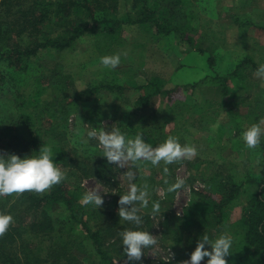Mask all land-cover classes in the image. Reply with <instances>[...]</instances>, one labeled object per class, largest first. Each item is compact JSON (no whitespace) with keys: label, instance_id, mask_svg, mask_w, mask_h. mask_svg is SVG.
<instances>
[{"label":"rangeland","instance_id":"1","mask_svg":"<svg viewBox=\"0 0 264 264\" xmlns=\"http://www.w3.org/2000/svg\"><path fill=\"white\" fill-rule=\"evenodd\" d=\"M118 1L120 15L131 11L136 14L131 7L132 0ZM181 8L183 11L177 12V17L180 15L179 18H183L186 24L183 36H162L138 24H125L114 36L97 40L80 39L74 50L40 53L38 58L32 60L29 73H40L42 68L45 73L50 70L61 72L63 79L70 76V87L72 85L77 90L98 84H119L125 89L112 94L109 89L102 88L100 95L92 94L86 101H75L68 106L66 120L62 124L64 137L58 142V148L70 155L84 156L86 162L87 156L93 154L98 159L106 158L103 146L99 143V134L119 131L125 137L127 146L132 137L128 135V125L133 129L147 130L150 139L146 144L153 149L169 137L177 139L181 145L195 147L194 157L182 158L170 164L169 175L173 183L177 179L185 181L181 189L168 194L164 192L158 182L162 176L160 171L156 177L146 179L148 186L145 187V199L148 204L145 207L142 202L139 211L148 218H141L139 224L141 231L151 234L156 244L142 248L138 262L144 258L150 260L151 264H187L191 252L204 239L205 236L194 242V246L184 249L187 230L180 222L184 208L190 201L202 196L204 198L203 194L209 193L206 185L209 177L232 174L238 180L248 175H259L260 178L264 164V151L261 148L264 142V73L258 74V71L248 67L238 84L234 85L231 79L226 82V92L217 82L202 85L201 80H197L201 68L206 64L198 48L202 45L218 46L219 51L236 50L240 33L238 29L247 31V37L254 35L252 40H255V44L250 46L247 41L240 44L239 51L233 53L236 57L232 63L247 56L256 63L264 60V45L260 44L264 42V0H187L184 7L181 4ZM243 53L245 55L239 59ZM117 54L120 56L117 67L109 69L102 65L101 57ZM221 62L224 63L223 59ZM174 75L179 77L178 81H173ZM39 81L44 90L42 100L63 97L49 83L50 79L41 81V78H29L28 85L23 88L25 94L33 93ZM150 81L168 91L158 94L153 98V105L140 112L133 103L138 95L133 87ZM2 86L0 130L19 117L16 85H11V88L4 84ZM256 123L262 129L261 141L255 148H248L241 134ZM90 132L95 135L89 136ZM55 146L46 147L55 152ZM160 164L165 162L161 160L155 165L160 168ZM108 167V173L105 170L104 173L82 177L78 193L81 202H84L83 195L95 191L104 201L102 206L96 208L116 212L118 206L121 207L118 203L120 195H125L133 185H137L134 180L136 172L132 160L127 158L126 148L125 158L120 163L108 161ZM129 173L132 174L131 179ZM144 174L150 175V170L146 168ZM156 203L160 206L158 212L153 211ZM239 214V208H234L229 220L221 228L224 234L233 235L237 225L235 219ZM53 215L54 218L64 216V208H58ZM72 233L77 235V230H72ZM79 238L80 235L77 236ZM68 240L69 235H64V242ZM84 243L89 249L85 240ZM41 245L37 250L44 254L47 246ZM120 245L122 248L118 246L120 253L115 255L114 260L117 264H125L128 257L126 246ZM77 251L81 252L79 249ZM81 253L82 257L89 255L84 251ZM86 263L99 264L93 259ZM200 264H207V258Z\"/></svg>","mask_w":264,"mask_h":264},{"label":"trees","instance_id":"2","mask_svg":"<svg viewBox=\"0 0 264 264\" xmlns=\"http://www.w3.org/2000/svg\"><path fill=\"white\" fill-rule=\"evenodd\" d=\"M186 1L132 0L131 7L136 14L131 11L120 15L118 0H0V87L3 84L10 88L16 85V107L19 112L16 121L7 123L0 130V154L4 159L9 154L35 156L42 148L56 144L55 152H51L53 162L64 173L60 183L43 192L26 190L0 195V214L12 216L8 229L0 236V264H87L91 259L99 264H117L114 257L119 255L122 248V234L141 231L140 224L120 217L121 207L118 206L116 212L106 211L80 200V179L90 174L104 173L105 170L108 173V160L98 159L93 154L87 156L86 162L84 156L70 155L58 148V142L64 137L62 124L66 120L65 113L72 102L86 101L92 94L100 95L102 88L116 94L123 92L124 87L119 84H98L77 90L72 85L70 87V76L63 79L61 72L50 70L45 73L42 68L40 73H29L32 60L38 58L40 53L74 50L80 39L97 40L114 36L125 24H138L162 36H183L186 24L183 18H179L180 15L177 17V12L183 11L181 4L184 7ZM198 51L204 52V49L199 47ZM208 63L212 65L210 56ZM262 66L264 60L256 63L247 56L237 62L230 73L215 75L213 80L226 92L224 86L229 79L234 81V85L238 84L248 67L258 71ZM29 78H41V81L50 79L49 83L63 97L42 100L44 90L40 87V81L33 93L25 94L23 88ZM133 88L138 92L133 103L140 112L153 105V98L158 94L168 91L151 81ZM127 132L132 136L129 140L139 136L146 143L150 139L148 131L141 128L133 129L128 125ZM261 148L264 151V142ZM132 164L138 194L148 186L146 179L156 177L158 171L162 173L158 182L168 194V188L173 184L169 175L170 164H160L158 168L143 158L132 160ZM146 168L150 170V175L144 174ZM260 175V178L259 175H248L240 180L232 174L209 177L206 180L209 193L203 194L204 198H194L184 208L183 222H180L187 230L184 249L207 236L208 243L205 245L211 250L215 240L224 234L221 228L234 208H239L240 214L235 219L237 225L231 235L233 245L225 258L226 262L264 264V164ZM141 203L134 201L124 208L127 211L135 209L140 220H147L148 216L139 211ZM61 207L65 215L54 218V212ZM72 230H77V235ZM64 235H69L67 242H64ZM42 243L47 246L44 254L37 250ZM78 249L89 255L82 257ZM125 264H151V261L143 258L138 262L127 257Z\"/></svg>","mask_w":264,"mask_h":264},{"label":"clouds","instance_id":"3","mask_svg":"<svg viewBox=\"0 0 264 264\" xmlns=\"http://www.w3.org/2000/svg\"><path fill=\"white\" fill-rule=\"evenodd\" d=\"M101 63L105 68L113 69L120 64V56L106 55L101 57ZM264 73V66L258 69V74ZM261 126L252 124L241 134V139L248 148H255L261 141ZM89 136L95 133H88ZM99 143L103 146V155L109 162L120 163L125 158V148L127 158L139 160L141 158L150 160L152 164H157L161 160L165 164H171L182 158H192L196 155V149L193 146L181 145L177 139L169 137L159 147L153 149L146 144L139 136L130 139L126 146L125 137L119 131L110 133L101 132L99 134ZM64 178V173L54 164L52 153L47 147L42 148L38 155L20 157L16 154H9L6 159L0 154V195H11L12 193H22L24 191L43 192L52 185L58 184ZM132 174L129 173V179ZM185 184L183 179H177L169 188L168 192H175L181 189ZM146 191H139L133 185L130 191L122 195L119 199L121 206L119 215L126 221L140 223V217L136 215L135 209L127 211L124 206L134 201H142L147 207L148 201L145 199ZM85 204H92L95 207L102 206L103 197L95 191H89L83 195ZM159 203L153 207L154 212L159 211ZM12 216L0 214V236H2L10 222ZM125 251L130 260H139L142 256V248L156 244V240L151 234L145 231H127L122 234ZM208 237L197 244L191 252L187 264H200L207 257V264H227L226 257L230 254L233 245V239L227 234H221L211 245V250L205 247Z\"/></svg>","mask_w":264,"mask_h":264},{"label":"crops","instance_id":"4","mask_svg":"<svg viewBox=\"0 0 264 264\" xmlns=\"http://www.w3.org/2000/svg\"><path fill=\"white\" fill-rule=\"evenodd\" d=\"M238 31H240V33L238 34V46H236V50H232L228 49V50H223L220 49L219 51V47H203L201 45V48L204 49V52H200V56H204V60L206 61L205 67L201 68L200 71V76L199 79L197 80H201L202 85H205L209 82H216L214 79L215 75H220L223 76L225 74L230 73L233 69L234 66L236 65L237 62H235L234 64L232 63V60L236 57V54L233 55V53H236V51H239L240 44H242L244 41H247V43H249L250 46H252L253 44H255V40L253 41L252 39H254L253 36H246L247 31L243 30V29H238ZM249 35V34H248ZM252 37V38H251ZM240 39V40H239ZM246 43L247 47L248 44ZM261 45H264V42H260ZM249 48V47H248ZM250 50V49H248ZM235 51V52H234ZM246 51V50H243ZM219 53V54H218ZM193 54H188V56H191ZM245 54H241V56L239 57V59L241 57H243ZM186 56V58L188 57ZM212 57V65L210 66V64L208 63V57ZM223 59L224 63L221 62V60ZM222 67H224V69L226 68V70L222 69ZM228 68V69H227ZM231 68V69H230ZM179 77H176L175 75L173 76V81H178Z\"/></svg>","mask_w":264,"mask_h":264}]
</instances>
